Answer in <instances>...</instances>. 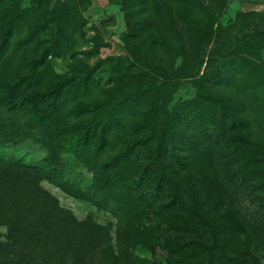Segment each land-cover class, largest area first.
<instances>
[{
    "label": "rangeland",
    "instance_id": "rangeland-1",
    "mask_svg": "<svg viewBox=\"0 0 264 264\" xmlns=\"http://www.w3.org/2000/svg\"><path fill=\"white\" fill-rule=\"evenodd\" d=\"M120 1L0 0V264H163L159 247L125 240L129 229L91 194L72 146L95 122L112 156L134 126L161 121L157 84L140 73L182 58L192 66L174 80L177 118L210 95L203 116L228 108L233 172L248 194L235 178L225 190L229 235L244 234L264 264V0H127L129 11ZM49 154L63 167L55 181L42 171Z\"/></svg>",
    "mask_w": 264,
    "mask_h": 264
},
{
    "label": "trees",
    "instance_id": "trees-1",
    "mask_svg": "<svg viewBox=\"0 0 264 264\" xmlns=\"http://www.w3.org/2000/svg\"><path fill=\"white\" fill-rule=\"evenodd\" d=\"M120 2L127 4L126 11L131 9V2ZM135 34L126 40L135 39ZM191 66L182 58L169 70L158 62L153 75L141 71L140 80L147 78L157 84L154 115L161 121L134 126L117 154H105L111 139L106 133L97 136L100 124L95 122L77 137L72 149L91 172V194L104 200V209L129 229L125 239L129 245L159 247L165 252L163 264H260V254L248 248L244 234L229 235L235 230L225 190L233 188L234 192L233 178L242 194H247V187L243 173L235 176L233 172L229 151L236 140L228 134L235 125L228 121V108L210 105L203 116L210 95L197 104L199 111L188 109L177 118L184 101L176 96L180 88L174 80ZM60 88L47 96L50 113L56 112ZM42 171L49 181L57 180L63 172L60 159L49 154ZM56 185L72 194L63 184Z\"/></svg>",
    "mask_w": 264,
    "mask_h": 264
},
{
    "label": "crops",
    "instance_id": "crops-1",
    "mask_svg": "<svg viewBox=\"0 0 264 264\" xmlns=\"http://www.w3.org/2000/svg\"><path fill=\"white\" fill-rule=\"evenodd\" d=\"M261 57H262V60L264 62V49L262 50Z\"/></svg>",
    "mask_w": 264,
    "mask_h": 264
}]
</instances>
